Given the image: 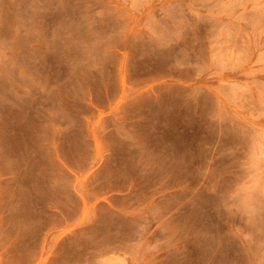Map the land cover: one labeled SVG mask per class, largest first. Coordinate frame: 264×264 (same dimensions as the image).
<instances>
[{"label": "rangeland", "instance_id": "obj_1", "mask_svg": "<svg viewBox=\"0 0 264 264\" xmlns=\"http://www.w3.org/2000/svg\"><path fill=\"white\" fill-rule=\"evenodd\" d=\"M0 264H264V0H0Z\"/></svg>", "mask_w": 264, "mask_h": 264}]
</instances>
